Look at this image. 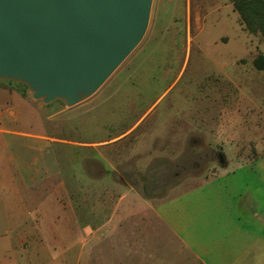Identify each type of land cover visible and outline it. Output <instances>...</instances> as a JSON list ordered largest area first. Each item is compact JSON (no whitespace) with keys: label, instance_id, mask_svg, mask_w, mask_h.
Here are the masks:
<instances>
[{"label":"rangeland","instance_id":"1","mask_svg":"<svg viewBox=\"0 0 264 264\" xmlns=\"http://www.w3.org/2000/svg\"><path fill=\"white\" fill-rule=\"evenodd\" d=\"M226 6L218 0H153L141 43L93 97L74 108L61 101L44 105L26 86L0 81V86L23 93L30 109L40 113L41 125L19 129L39 127L69 142L53 144L59 167L72 181L79 173L89 192L94 190L90 182L104 178L108 183L100 190L116 191L114 185L122 183L120 190L132 189L160 202L226 170L251 182V160L261 145L255 136H240V78L245 74L241 59L255 51L254 37L241 31L240 17ZM259 90L264 97V88ZM144 116L119 143L97 145V151L87 147L127 132ZM220 153L225 165L219 162ZM100 201L108 208L116 199ZM96 202L85 199L86 212ZM152 239L155 263L192 264L179 259L161 229ZM109 243L105 240L83 264H109ZM100 251L108 257L103 262L96 258ZM134 264H141L140 258Z\"/></svg>","mask_w":264,"mask_h":264},{"label":"crops","instance_id":"2","mask_svg":"<svg viewBox=\"0 0 264 264\" xmlns=\"http://www.w3.org/2000/svg\"><path fill=\"white\" fill-rule=\"evenodd\" d=\"M218 1L235 12L232 0ZM240 28L254 37L255 48L241 59L245 74L240 78V136H255L261 145L251 160V182L226 170L160 202L132 189L120 190L122 183L114 185L116 191L100 190L108 183L104 178L90 182L94 190L86 191L79 173L73 181L64 176L53 151V144L69 142L39 127L19 129L22 124L41 125L40 113L30 109L23 93L0 86V264H83L107 239L112 248L109 264L117 258L123 264H134L137 258L141 264H164L152 260V237L159 229L186 262L264 264V97L258 95L264 70L255 67V60L264 56V38L246 31L241 21ZM144 118L127 132L87 147L97 151V145L119 143ZM117 151L123 150L119 146ZM88 198L97 201L90 212L85 210ZM104 198L116 201L103 208ZM106 257L100 251L96 258L103 262Z\"/></svg>","mask_w":264,"mask_h":264},{"label":"water","instance_id":"3","mask_svg":"<svg viewBox=\"0 0 264 264\" xmlns=\"http://www.w3.org/2000/svg\"><path fill=\"white\" fill-rule=\"evenodd\" d=\"M153 0H0V81L74 108L143 40ZM219 162L226 159L219 154Z\"/></svg>","mask_w":264,"mask_h":264},{"label":"trees","instance_id":"4","mask_svg":"<svg viewBox=\"0 0 264 264\" xmlns=\"http://www.w3.org/2000/svg\"><path fill=\"white\" fill-rule=\"evenodd\" d=\"M245 30L264 38V0H232ZM255 67L264 70V56L255 60Z\"/></svg>","mask_w":264,"mask_h":264},{"label":"built area","instance_id":"5","mask_svg":"<svg viewBox=\"0 0 264 264\" xmlns=\"http://www.w3.org/2000/svg\"><path fill=\"white\" fill-rule=\"evenodd\" d=\"M1 118H2V117H1V112H0V121H1Z\"/></svg>","mask_w":264,"mask_h":264},{"label":"flooded vegetation","instance_id":"6","mask_svg":"<svg viewBox=\"0 0 264 264\" xmlns=\"http://www.w3.org/2000/svg\"><path fill=\"white\" fill-rule=\"evenodd\" d=\"M218 157H219V154H218Z\"/></svg>","mask_w":264,"mask_h":264}]
</instances>
